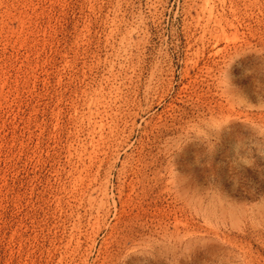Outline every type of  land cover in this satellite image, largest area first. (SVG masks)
Segmentation results:
<instances>
[{"label": "rangeland", "instance_id": "1", "mask_svg": "<svg viewBox=\"0 0 264 264\" xmlns=\"http://www.w3.org/2000/svg\"><path fill=\"white\" fill-rule=\"evenodd\" d=\"M0 264H264V0H0Z\"/></svg>", "mask_w": 264, "mask_h": 264}]
</instances>
